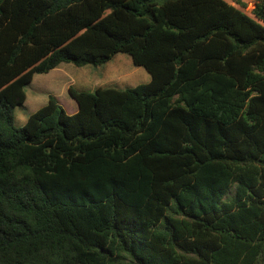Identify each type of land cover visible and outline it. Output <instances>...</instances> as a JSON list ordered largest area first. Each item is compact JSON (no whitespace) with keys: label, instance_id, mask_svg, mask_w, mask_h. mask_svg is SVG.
<instances>
[{"label":"trees","instance_id":"obj_1","mask_svg":"<svg viewBox=\"0 0 264 264\" xmlns=\"http://www.w3.org/2000/svg\"><path fill=\"white\" fill-rule=\"evenodd\" d=\"M0 0V264H264V0ZM117 54L133 88L34 75Z\"/></svg>","mask_w":264,"mask_h":264},{"label":"rangeland","instance_id":"obj_2","mask_svg":"<svg viewBox=\"0 0 264 264\" xmlns=\"http://www.w3.org/2000/svg\"><path fill=\"white\" fill-rule=\"evenodd\" d=\"M250 10L256 0H242ZM150 82V75L142 67L134 66L130 57L117 54L108 63L93 67L77 68L72 64H61L45 75H34L32 82L24 88L25 103L14 110V124L21 128L28 117L43 107L48 97H54L67 111L77 109L69 95V88L80 92H93L97 88L126 89Z\"/></svg>","mask_w":264,"mask_h":264},{"label":"crops","instance_id":"obj_3","mask_svg":"<svg viewBox=\"0 0 264 264\" xmlns=\"http://www.w3.org/2000/svg\"><path fill=\"white\" fill-rule=\"evenodd\" d=\"M60 103V102H59ZM66 111V110H65ZM77 111V109L75 110V109H71V112L69 113V112H67L68 114H74L75 112Z\"/></svg>","mask_w":264,"mask_h":264}]
</instances>
